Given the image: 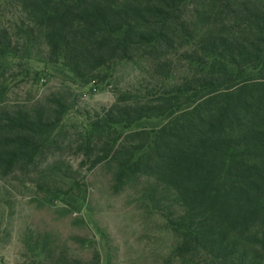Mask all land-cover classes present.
Returning a JSON list of instances; mask_svg holds the SVG:
<instances>
[{"label": "trees", "instance_id": "trees-1", "mask_svg": "<svg viewBox=\"0 0 264 264\" xmlns=\"http://www.w3.org/2000/svg\"><path fill=\"white\" fill-rule=\"evenodd\" d=\"M32 56L82 84L145 67L70 135L63 93L10 100L13 61ZM66 142L112 169L113 191L139 188L175 238L169 261L264 264V0H0V183L37 174L73 199L43 165ZM23 247L20 264H99L47 232Z\"/></svg>", "mask_w": 264, "mask_h": 264}, {"label": "rangeland", "instance_id": "rangeland-1", "mask_svg": "<svg viewBox=\"0 0 264 264\" xmlns=\"http://www.w3.org/2000/svg\"><path fill=\"white\" fill-rule=\"evenodd\" d=\"M13 63L18 65L10 100L37 102L63 93L71 107L63 119L70 135L85 128L87 114L110 106L116 90L126 89L145 67L118 64L104 72V79L82 84L61 62L32 56ZM160 122L145 120L132 128L152 129ZM68 145L64 143L43 165L53 163L76 185L73 199L66 200V186L55 192L50 180L37 174L18 173L0 183V264L21 263L27 231L47 232L59 247L86 260L96 250L99 264H177L169 261L175 238L139 188L113 191L112 169L102 163L91 167L75 144Z\"/></svg>", "mask_w": 264, "mask_h": 264}]
</instances>
